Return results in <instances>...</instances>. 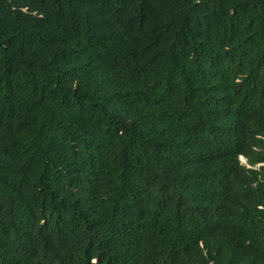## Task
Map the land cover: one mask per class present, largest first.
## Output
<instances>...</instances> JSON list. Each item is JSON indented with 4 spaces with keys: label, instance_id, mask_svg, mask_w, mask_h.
<instances>
[{
    "label": "trees",
    "instance_id": "16d2710c",
    "mask_svg": "<svg viewBox=\"0 0 264 264\" xmlns=\"http://www.w3.org/2000/svg\"><path fill=\"white\" fill-rule=\"evenodd\" d=\"M0 264H264V0H0Z\"/></svg>",
    "mask_w": 264,
    "mask_h": 264
},
{
    "label": "clouds",
    "instance_id": "9594fccd",
    "mask_svg": "<svg viewBox=\"0 0 264 264\" xmlns=\"http://www.w3.org/2000/svg\"><path fill=\"white\" fill-rule=\"evenodd\" d=\"M240 160H241V162H242L243 164L249 166V164H248V162H247V159H246L244 156H241V157H240Z\"/></svg>",
    "mask_w": 264,
    "mask_h": 264
}]
</instances>
